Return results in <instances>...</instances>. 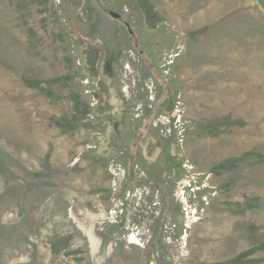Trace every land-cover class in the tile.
I'll use <instances>...</instances> for the list:
<instances>
[{"label":"rangeland","instance_id":"374dc122","mask_svg":"<svg viewBox=\"0 0 264 264\" xmlns=\"http://www.w3.org/2000/svg\"><path fill=\"white\" fill-rule=\"evenodd\" d=\"M0 264H264V0H0Z\"/></svg>","mask_w":264,"mask_h":264},{"label":"water","instance_id":"95a60500","mask_svg":"<svg viewBox=\"0 0 264 264\" xmlns=\"http://www.w3.org/2000/svg\"><path fill=\"white\" fill-rule=\"evenodd\" d=\"M110 15H111L112 17H114V18H120V17H121L120 14L115 13V12H110ZM127 26H129V25L127 24Z\"/></svg>","mask_w":264,"mask_h":264},{"label":"flooded vegetation","instance_id":"af4514ba","mask_svg":"<svg viewBox=\"0 0 264 264\" xmlns=\"http://www.w3.org/2000/svg\"><path fill=\"white\" fill-rule=\"evenodd\" d=\"M127 25V24H126Z\"/></svg>","mask_w":264,"mask_h":264}]
</instances>
